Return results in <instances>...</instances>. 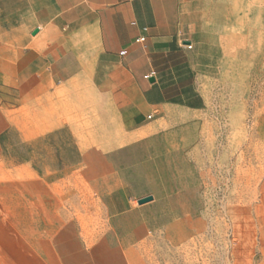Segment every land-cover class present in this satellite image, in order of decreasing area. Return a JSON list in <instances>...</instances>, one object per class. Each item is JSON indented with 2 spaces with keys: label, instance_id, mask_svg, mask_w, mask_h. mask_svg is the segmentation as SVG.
Here are the masks:
<instances>
[{
  "label": "crops",
  "instance_id": "1",
  "mask_svg": "<svg viewBox=\"0 0 264 264\" xmlns=\"http://www.w3.org/2000/svg\"><path fill=\"white\" fill-rule=\"evenodd\" d=\"M245 6L240 18V0H0V188L4 170L43 187L0 202L30 219L16 240L40 251L39 264H139L134 245L151 210L127 206L130 187L157 186L151 195L168 203L187 193L209 104L193 53L209 42L224 53L223 41L230 53H254L264 0ZM159 163L170 179L153 180ZM64 170L88 171L87 185L102 189L87 196L103 220L89 245L76 222L64 223L62 194L46 192Z\"/></svg>",
  "mask_w": 264,
  "mask_h": 264
},
{
  "label": "rangeland",
  "instance_id": "2",
  "mask_svg": "<svg viewBox=\"0 0 264 264\" xmlns=\"http://www.w3.org/2000/svg\"><path fill=\"white\" fill-rule=\"evenodd\" d=\"M245 5L240 0V18L247 17ZM219 30L213 27L212 34ZM230 44L221 43L224 53H215L214 42L206 44L205 53H193L196 71L207 79L209 104L206 137L191 164L187 193L171 196L168 203L157 200L160 194L151 195L157 186L144 181L130 187L127 206L151 210L144 217L149 233L134 245L139 264H264V42L254 43V53H230ZM242 44L238 42L240 50ZM87 173L64 170L62 180L47 185L46 192L62 194L64 223L76 222L89 245L101 235L94 231L103 220L95 216L102 203L87 198L102 189L87 185ZM172 174L162 163L151 171L156 181ZM28 175L4 170L0 194L42 192V186L27 183ZM132 195L151 196L152 201L138 205L140 199ZM7 204L0 202V264H39L40 251L23 249L24 243L16 240L30 219L3 211ZM46 204L54 207L55 202ZM65 256L80 259L86 251L69 250Z\"/></svg>",
  "mask_w": 264,
  "mask_h": 264
},
{
  "label": "water",
  "instance_id": "3",
  "mask_svg": "<svg viewBox=\"0 0 264 264\" xmlns=\"http://www.w3.org/2000/svg\"><path fill=\"white\" fill-rule=\"evenodd\" d=\"M152 201V197L148 196L137 201L138 205H143Z\"/></svg>",
  "mask_w": 264,
  "mask_h": 264
}]
</instances>
